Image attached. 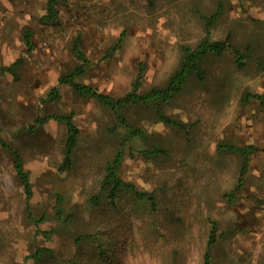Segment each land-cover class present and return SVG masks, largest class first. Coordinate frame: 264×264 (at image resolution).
<instances>
[{"label": "rangeland", "instance_id": "1", "mask_svg": "<svg viewBox=\"0 0 264 264\" xmlns=\"http://www.w3.org/2000/svg\"><path fill=\"white\" fill-rule=\"evenodd\" d=\"M221 1L224 13L213 27L214 37H223L229 28L237 40L257 34L264 44V0ZM217 3L65 0L58 7L57 23L49 24L39 20L46 0H0V65L22 59L14 75L0 71V264H62L61 257L35 261L28 255L39 244L60 250L68 245L62 229L48 240L36 235L12 156L2 142L21 154L33 189L31 209L35 215L46 210L47 220L39 226L48 229L58 224L53 209L56 194L65 206L76 210L75 223L82 226L90 211L87 200L97 191L104 163L123 139L122 128L109 134L114 117L95 99L65 84L58 85V98L48 99L58 77L81 63L72 52L74 37L79 36L88 58L76 80L122 95L143 63L141 89L145 90L166 82L180 59L181 44L195 42L203 34L199 9H213ZM25 29L32 33L30 51L22 36ZM122 33V44L104 56ZM207 66L206 82L192 81L165 108L169 116L192 125L188 134L158 121L143 106L127 112L132 122L145 129V138L135 139L134 146L157 144L167 154L148 158L126 149L119 174L139 188L156 192L166 209L167 227L152 231L148 207L133 199L136 210L143 212L128 219L117 215V225L123 220L129 223L111 248L116 264H201L208 216L219 222L215 264H264V104L242 100L247 90L264 93V69L251 64L237 68L228 52L210 57ZM221 80L226 81L220 88ZM69 112L79 127L78 144L72 165L59 170L64 124L36 118ZM218 141L259 147L233 200L226 193L237 181L239 158L220 152ZM175 217L178 222H169ZM224 228L231 231L227 238L221 233ZM80 251L90 263L97 248L84 242Z\"/></svg>", "mask_w": 264, "mask_h": 264}, {"label": "trees", "instance_id": "2", "mask_svg": "<svg viewBox=\"0 0 264 264\" xmlns=\"http://www.w3.org/2000/svg\"><path fill=\"white\" fill-rule=\"evenodd\" d=\"M65 0H46L45 13L39 20L43 23L55 24L59 19V5ZM198 16L203 24V34L195 42H186L181 44L180 59L171 72L166 82L159 85H153L148 89H141L144 77V64L139 65V70L135 78L131 82L130 89L122 95H113L99 90L98 88L76 80V77L84 72L88 64V58L80 47V38L75 36L72 42V52L81 63L75 64L72 68L63 72L57 79V85H54L48 92V99L55 100L59 96L58 85H68L75 93L95 99L102 107H104L114 117L115 124L108 132L109 134L117 132L118 127L124 130L123 139L120 141L118 148L113 156L106 160L103 171L98 180V188L87 202L90 208L88 218L79 227L75 223L77 220L76 210L72 207L68 208L62 203L60 194H56L55 203L53 205L54 217L57 221V227L40 229L39 224L47 220L46 210L39 215H35L31 209L30 200L33 197V189L29 177V172L24 166L23 158L19 151L8 145L6 142L2 144L9 149L12 156L13 168L16 177L19 179L26 200L27 216L30 221L35 224V233L45 240L51 238L54 234L60 235V229L63 235H66L68 245H62L61 250L57 246L48 244H39L35 251L28 255V258L35 261L41 259L55 260L62 258V264L85 263V253H81V244L91 242L96 248V256L89 263L85 264H116V255L111 253V248L115 246L114 241L119 238L121 231L125 229L129 221L123 220L121 225L116 224L117 215H121L123 219L130 218L138 212L136 206L133 205V199H136L142 205L148 207V214L151 215L150 229L157 232L158 228L167 227V213L165 214L160 199L156 192L151 189L139 188L133 181L124 179L119 174L120 164L124 160L126 149L134 153L138 151L144 157H155L167 154V150L161 145L152 144V146L137 148L134 146L135 139L145 138V129L143 126L135 124L127 116V112L136 107L143 106L148 112L164 124H169L176 128L184 130L187 134L190 132L191 124L182 120L169 116L165 108L184 88L192 81H196L201 85L206 82L208 74L207 61L210 57H222L228 52L231 61L237 68H244L247 64L254 65L259 69H264V44L263 40L257 34H251L250 38L243 40L235 39L234 32L227 28L223 37H214L213 27L216 21L224 13V2L218 0L217 5L212 9L202 11L199 9ZM23 40L26 44V50L30 51L33 47L31 30L25 29L22 33ZM124 33L120 35L117 41L111 45L105 52L104 56L120 46L123 42ZM261 49L263 51H261ZM22 62L21 58L16 59L8 65H0V71H9L13 75L16 73L17 67ZM226 80H221L218 87H222ZM242 100H257L264 104V93L254 91H244ZM49 119H56L64 124L65 136L62 146V158L59 162V170L68 169L73 163L74 149L78 144L79 127L73 119L72 112L69 113H51L38 116L36 120L45 122ZM116 129V130H115ZM217 148L220 152H230L238 156L239 169L237 181L230 192L226 193L229 200H233L235 193L241 188L245 175L248 171L252 155L259 150V147L253 143L236 144L226 141H218ZM146 207V208H147ZM145 208V209H146ZM145 212V210H144ZM170 219L169 222H178ZM208 232L206 235V243L202 254L201 264H215L216 256L214 255V247L221 238L218 235L219 222L212 216L207 217ZM78 225V226H77ZM79 228L74 230L73 228ZM221 231L225 238L230 234L229 228ZM112 259V260H111ZM18 264H26L21 262Z\"/></svg>", "mask_w": 264, "mask_h": 264}]
</instances>
